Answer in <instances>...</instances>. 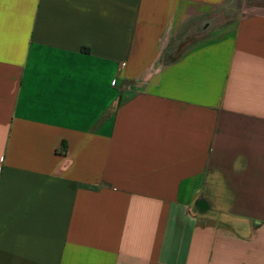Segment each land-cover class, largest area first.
Instances as JSON below:
<instances>
[{
	"label": "crops",
	"instance_id": "1",
	"mask_svg": "<svg viewBox=\"0 0 264 264\" xmlns=\"http://www.w3.org/2000/svg\"><path fill=\"white\" fill-rule=\"evenodd\" d=\"M233 2L0 0V264H264V10Z\"/></svg>",
	"mask_w": 264,
	"mask_h": 264
},
{
	"label": "rangeland",
	"instance_id": "2",
	"mask_svg": "<svg viewBox=\"0 0 264 264\" xmlns=\"http://www.w3.org/2000/svg\"><path fill=\"white\" fill-rule=\"evenodd\" d=\"M246 10V11H245ZM262 11L264 10V0H234V2L228 6L225 10L221 11L218 15L220 19L223 16H227L230 20L234 19V17L240 16L245 11ZM250 12V11H249ZM217 16H215L216 18ZM218 18V19H219ZM191 26L187 29L183 30L175 40L171 41L167 50L163 54L162 61L167 63L171 59L175 58L182 47L191 43L195 40V37H199L201 33H189Z\"/></svg>",
	"mask_w": 264,
	"mask_h": 264
},
{
	"label": "trees",
	"instance_id": "3",
	"mask_svg": "<svg viewBox=\"0 0 264 264\" xmlns=\"http://www.w3.org/2000/svg\"><path fill=\"white\" fill-rule=\"evenodd\" d=\"M171 60H173V59H171ZM171 60H170V61H171Z\"/></svg>",
	"mask_w": 264,
	"mask_h": 264
}]
</instances>
